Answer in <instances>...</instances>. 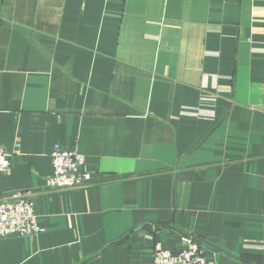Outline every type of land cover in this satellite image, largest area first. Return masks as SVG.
<instances>
[{"label":"crops","instance_id":"crops-1","mask_svg":"<svg viewBox=\"0 0 264 264\" xmlns=\"http://www.w3.org/2000/svg\"><path fill=\"white\" fill-rule=\"evenodd\" d=\"M0 142L45 230L0 264H153L184 234L264 264V0H0ZM55 146L85 187H47Z\"/></svg>","mask_w":264,"mask_h":264},{"label":"built area","instance_id":"built-area-1","mask_svg":"<svg viewBox=\"0 0 264 264\" xmlns=\"http://www.w3.org/2000/svg\"><path fill=\"white\" fill-rule=\"evenodd\" d=\"M51 158L53 175L47 179L48 188L72 190L85 187L90 181L91 171L86 158L76 149L55 146ZM11 167V155L0 142V173L8 174ZM44 232L38 224L32 193L17 192L10 197H3L0 193V238L13 235L31 238ZM181 243L182 249L177 252L165 250L157 244L153 264H208L206 248L193 234L182 235Z\"/></svg>","mask_w":264,"mask_h":264},{"label":"bare ground","instance_id":"bare-ground-1","mask_svg":"<svg viewBox=\"0 0 264 264\" xmlns=\"http://www.w3.org/2000/svg\"><path fill=\"white\" fill-rule=\"evenodd\" d=\"M162 246V245H161ZM177 251V250H176Z\"/></svg>","mask_w":264,"mask_h":264}]
</instances>
